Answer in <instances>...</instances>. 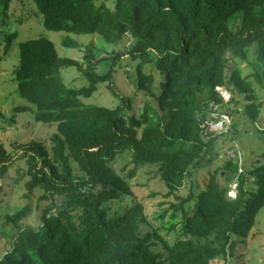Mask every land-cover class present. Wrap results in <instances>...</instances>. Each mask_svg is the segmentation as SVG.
I'll return each instance as SVG.
<instances>
[{"label":"trees","instance_id":"obj_1","mask_svg":"<svg viewBox=\"0 0 264 264\" xmlns=\"http://www.w3.org/2000/svg\"><path fill=\"white\" fill-rule=\"evenodd\" d=\"M33 1L48 30L97 34L108 44H122V51L107 72L99 73L97 65L105 58L94 60L88 53L84 61L61 57L47 38L19 44L20 60L14 70L18 92L36 106V121L56 123V130L50 148L32 140L11 152L0 142V176L18 154L27 163L25 196L41 187V198L50 204L38 227L20 229L0 264H226L237 238H248L264 208V163L242 169L238 159L229 156L210 172L200 192L190 191L183 198L177 191L194 176L210 149L231 139L228 131L208 130L205 123L214 105L232 115L241 102L250 120L259 119L256 92L235 59L246 60L248 48L254 47L264 76V0H115L114 9L96 0ZM10 4L11 0H0V15H7ZM16 35H5L6 50ZM125 39L131 40L129 45ZM63 44L80 46L72 38ZM125 55L136 61L138 89L157 108L145 103L139 115L127 114L132 98L120 95L111 84ZM153 63L164 78L159 94L154 75L144 71ZM66 67L80 70L88 85L69 87L62 76ZM257 80L262 83L261 76ZM100 83H108L120 99L118 106L82 100L92 96ZM217 87L231 93L229 101ZM24 110L31 107H16ZM125 150L132 152L134 165L127 178L142 165L158 167L168 189L165 197L175 195L180 201L171 205L170 221L160 228L172 231L180 222L185 238L169 243L159 228L150 225L140 202L109 215L108 202L133 195L127 178L111 165ZM250 179L253 190L248 189ZM233 181L236 198L228 196ZM191 201L190 213L185 205ZM167 212L155 219L163 220ZM27 213L25 207L6 219L17 224ZM142 225L148 230L143 231Z\"/></svg>","mask_w":264,"mask_h":264},{"label":"rangeland","instance_id":"obj_2","mask_svg":"<svg viewBox=\"0 0 264 264\" xmlns=\"http://www.w3.org/2000/svg\"><path fill=\"white\" fill-rule=\"evenodd\" d=\"M98 5L105 4L111 9L115 8V0H96ZM16 32V37L12 40L11 46L6 50L5 35ZM47 38L53 42L57 53L61 57L72 58L84 61L85 55L92 54L94 60H100L97 65L99 73L108 71L113 58L118 52L122 51V44L113 46L105 42L97 34H75L66 31H52L45 28L43 17L38 11L33 0H11L7 15H0V142L7 150L16 151L20 143L30 142L32 140L42 142L50 148V137L56 130V123H44L36 121V106L29 103L18 92L17 82L14 77V70L19 64L21 42ZM66 38H72L79 43V47H68L63 44ZM130 39H125L126 45H129ZM248 57L246 60L235 59V63L241 70L256 92L257 102L260 103V116L257 122H253L243 111V103H239L238 108L232 110V115H227L226 110L220 106L214 105L213 113H210V119L207 121L210 130L226 129L230 140H224L210 149L202 159L200 165L195 170L191 179H186L185 184L177 191V196L186 197L190 191L194 194L200 192L208 181L210 172L221 166L225 160L231 156L238 159L242 169L250 168L256 164H263L264 159L261 155L264 153V76H262V67L256 59L254 47L248 48ZM229 67H233V62H229ZM144 71L155 77V91L159 94L162 91L164 82L163 76L157 70L155 63L144 66ZM257 75L261 76L262 83L257 80ZM62 76L65 83L72 88H80L88 85L86 77L75 67H66L62 69ZM113 88L124 96L132 98V109L127 114L139 115L145 103H150L157 108L152 98L146 97L137 86L136 79V61L131 60L127 55L121 57L112 80ZM225 93V100H229L231 93L228 90L219 88ZM236 99H241L240 94H236ZM86 104H95L107 108H115L119 105L120 99L112 94L108 88V83H100L98 89L88 98H82ZM29 105L31 110L16 111V107ZM234 105H231L233 108ZM227 115V118H219L218 115ZM13 120V121H12ZM217 120H221L222 126H216ZM223 127V128H222ZM223 130V132H225ZM215 133L214 131H212ZM234 140V141H233ZM210 159H212L210 161ZM115 170L125 176L134 166L132 163V152L125 150L118 154L111 162ZM27 163L25 158H21L15 153L12 164L9 165L6 172L0 176V259L12 248L13 241L24 226L38 227L41 223V214L50 204L41 198L42 188L39 187L29 196L25 182L29 179L26 175ZM221 184L224 179L218 176ZM133 195H121L106 204L109 215L122 213L125 209L131 207L134 202H140L144 205V211L148 217L150 225L159 228V232L169 243H173L178 238H185L180 232V222L172 231H167L163 227L168 225L170 215L174 211L171 205L179 204L177 196L171 195L165 197L168 189L161 180L158 167L145 164L138 167L136 175L127 178ZM236 181L230 185V190L234 189ZM248 189L253 190L255 186L253 179L248 183ZM229 193V192H228ZM193 201L185 205L186 209L192 212ZM28 207V213L17 224L6 219V215H12L17 211ZM168 210L163 220L155 219V215ZM182 212H177V220L181 221ZM143 231L148 230L149 226L142 225ZM234 257H229V264H264V208L257 215L256 226L250 232L248 238L244 241L237 238ZM217 262L216 264H220ZM226 264L227 261H226Z\"/></svg>","mask_w":264,"mask_h":264},{"label":"built area","instance_id":"obj_3","mask_svg":"<svg viewBox=\"0 0 264 264\" xmlns=\"http://www.w3.org/2000/svg\"><path fill=\"white\" fill-rule=\"evenodd\" d=\"M219 88H221V87H217V90L221 93V95H222V97L224 98V100H225V97L224 96H226L225 95V93H222L220 90H219ZM226 90V89H225ZM230 98V97H229ZM226 101V100H225ZM227 101H229V100H227ZM218 117L219 118H222V117H224V118H227V115H218ZM208 122H206L205 124L206 125H208V130L209 131H214V132H217V133H220V132H223V130L224 129H222V130H219V129H213V130H210V128H209V124H207ZM205 126V125H204ZM216 126H218V127H221L222 126V122H221V120H217V123H216ZM223 128V127H222ZM226 130V129H225ZM224 130V131H225ZM241 170V169H240ZM228 196L230 197V198H236V196H237V184H235V187H234V189H232V190H229V193H228Z\"/></svg>","mask_w":264,"mask_h":264},{"label":"crops","instance_id":"obj_4","mask_svg":"<svg viewBox=\"0 0 264 264\" xmlns=\"http://www.w3.org/2000/svg\"><path fill=\"white\" fill-rule=\"evenodd\" d=\"M238 241H239V240H238ZM230 257H234V256H230ZM227 263H228V264L230 263L229 258H228V260H227Z\"/></svg>","mask_w":264,"mask_h":264}]
</instances>
